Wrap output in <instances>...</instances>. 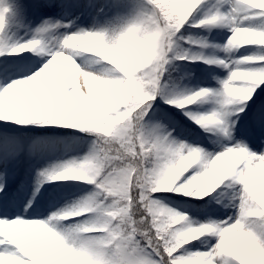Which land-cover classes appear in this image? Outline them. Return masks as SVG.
Segmentation results:
<instances>
[{
    "label": "snow or ice",
    "instance_id": "6c2138e0",
    "mask_svg": "<svg viewBox=\"0 0 264 264\" xmlns=\"http://www.w3.org/2000/svg\"><path fill=\"white\" fill-rule=\"evenodd\" d=\"M0 264H264V0H0Z\"/></svg>",
    "mask_w": 264,
    "mask_h": 264
},
{
    "label": "rangeland",
    "instance_id": "374dc122",
    "mask_svg": "<svg viewBox=\"0 0 264 264\" xmlns=\"http://www.w3.org/2000/svg\"><path fill=\"white\" fill-rule=\"evenodd\" d=\"M253 23H256V21H253ZM219 29H212V34L215 35L217 32H219ZM190 33L193 36H197V35H203L204 34V30L203 29H190ZM227 33H224V37H226ZM224 37H217V43L222 44L224 42ZM209 39H211V36L209 37ZM185 47H187V45H185ZM240 52H243V49L240 50ZM179 64H183L184 62H177ZM187 67H193V65H187ZM180 71V70H179ZM33 151L40 153L41 151H43V145L40 142H37L35 144H33L32 146ZM56 187L55 185L52 184H46L44 186L43 189H41V192L45 195V199H51L52 197L48 195V192H51L52 189ZM90 186L88 185H75L74 187H71L69 189H67L68 191H73L75 192L77 195L82 194L83 192H87L89 190ZM47 190V191H46ZM26 195L31 196V190H29ZM39 199V197H37ZM175 199V198H172Z\"/></svg>",
    "mask_w": 264,
    "mask_h": 264
},
{
    "label": "clouds",
    "instance_id": "9594fccd",
    "mask_svg": "<svg viewBox=\"0 0 264 264\" xmlns=\"http://www.w3.org/2000/svg\"><path fill=\"white\" fill-rule=\"evenodd\" d=\"M161 190H170V189H161ZM179 191V189H178ZM184 194H189L187 191H185ZM80 215H83V213H80ZM189 239H195V233L189 234Z\"/></svg>",
    "mask_w": 264,
    "mask_h": 264
},
{
    "label": "trees",
    "instance_id": "16d2710c",
    "mask_svg": "<svg viewBox=\"0 0 264 264\" xmlns=\"http://www.w3.org/2000/svg\"><path fill=\"white\" fill-rule=\"evenodd\" d=\"M178 74H179V69L176 72H173V76H176ZM172 198H175V199H183V197H172Z\"/></svg>",
    "mask_w": 264,
    "mask_h": 264
}]
</instances>
